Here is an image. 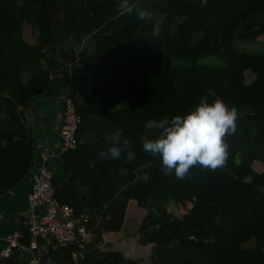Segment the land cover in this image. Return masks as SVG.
I'll use <instances>...</instances> for the list:
<instances>
[{"label": "trees", "instance_id": "obj_1", "mask_svg": "<svg viewBox=\"0 0 264 264\" xmlns=\"http://www.w3.org/2000/svg\"><path fill=\"white\" fill-rule=\"evenodd\" d=\"M117 4L0 0V195L33 163L25 110L82 61L68 83L81 117L78 145L58 156L53 186L60 203L90 214L92 237L49 246L38 264H140L100 247L105 231L121 229L129 199L145 210L137 234L151 244L153 264H264V0H138L149 20L121 14ZM25 23L37 29L35 43L25 40ZM204 96L239 112L226 137L227 165L194 167L182 180L165 175L160 158L143 151L142 138L153 136L145 124L182 115ZM115 136L132 147L102 158ZM19 228L26 246L27 227ZM21 253L15 248L0 264H29Z\"/></svg>", "mask_w": 264, "mask_h": 264}, {"label": "clouds", "instance_id": "obj_2", "mask_svg": "<svg viewBox=\"0 0 264 264\" xmlns=\"http://www.w3.org/2000/svg\"><path fill=\"white\" fill-rule=\"evenodd\" d=\"M121 14L136 12L140 20H149L152 13L138 7L133 0H118ZM239 112L222 99L208 102L201 98L194 109L161 119H149L145 127L153 134L145 135L143 151L159 157L165 175L175 174L177 179L189 176L194 167L216 170L227 165L229 144L226 137L236 132ZM112 144L100 156L110 160L120 159L132 147L128 138L112 137Z\"/></svg>", "mask_w": 264, "mask_h": 264}, {"label": "built area", "instance_id": "obj_3", "mask_svg": "<svg viewBox=\"0 0 264 264\" xmlns=\"http://www.w3.org/2000/svg\"><path fill=\"white\" fill-rule=\"evenodd\" d=\"M78 60V57L74 60ZM75 66L72 62L68 65L67 73L69 82L71 72ZM80 84L75 89L80 92ZM62 119L58 129L59 144L55 152L51 151L43 155L58 157L63 152L76 149L78 145L77 130L81 117L76 111L72 96L67 86L62 98ZM46 156V157H45ZM54 173L45 163L40 164L30 175L31 189L27 194V211L21 225L27 227L29 241L24 246L20 239L22 232L20 226L9 232L4 237V245L0 248V259L8 258L15 248L28 252L34 263H37L39 255L49 246L52 248L66 246L70 243L82 244L88 241L91 231L88 229L90 214H76L73 207L58 201L53 186Z\"/></svg>", "mask_w": 264, "mask_h": 264}, {"label": "crops", "instance_id": "obj_4", "mask_svg": "<svg viewBox=\"0 0 264 264\" xmlns=\"http://www.w3.org/2000/svg\"><path fill=\"white\" fill-rule=\"evenodd\" d=\"M68 83V73L67 75L63 73L56 74L52 78L49 87L36 96L25 110L27 131L35 140V153L33 163L26 175L13 188L0 195V248L4 245L5 235L20 226L25 217L27 211L26 196L31 189L30 175L32 171L43 163L49 166L52 163L54 168L58 166L59 160H54V163L50 162L57 157L45 156L44 159L43 155L54 151V148L58 147V129L63 111L62 98ZM116 232L122 235L123 229ZM148 245L151 247V244Z\"/></svg>", "mask_w": 264, "mask_h": 264}, {"label": "rangeland", "instance_id": "obj_5", "mask_svg": "<svg viewBox=\"0 0 264 264\" xmlns=\"http://www.w3.org/2000/svg\"><path fill=\"white\" fill-rule=\"evenodd\" d=\"M243 28H241L235 35L236 40L238 39V35L240 33V31ZM36 35H37V29L35 27H33L30 24L25 23L23 25V36L25 38L26 41H28L29 43H35L36 42ZM258 42H262V40L264 39V37L261 35L257 38ZM263 44V43H262ZM89 64L92 65L95 61H93L92 58H89ZM201 61H205L204 58ZM82 65V61L80 58H78V60L76 61H72V66H76V65ZM252 73L250 71H246V77L247 80L250 81L252 79ZM77 80L80 82V76L77 77ZM88 83L89 81L86 80ZM87 85L83 86V90L87 91ZM59 135V133H58ZM56 137V136H55ZM53 139V138H52ZM56 148H54V152H55ZM52 159V158H50ZM59 160V158H55L52 159V161ZM54 163V162H53ZM51 166H49L52 171L55 173L56 172V168H54V164L50 163ZM170 209L171 211L177 215L180 216L182 213V209L180 208H176L175 205L170 204ZM145 214V210L140 208L139 206H137L136 201L133 199H129L128 201V205L126 208V213H125V217H124V222L123 225L121 227V229H123V233L122 235H120L118 232L116 231H105L103 236H104V240L102 241L100 247L101 248H112V249H117L119 251H121L124 256L126 257V259H128V261L130 262H138L140 264H153L152 263V259H151V250L149 245H143L141 243H139L138 240V234H137V228L138 225L141 222L142 217ZM92 235V233H91ZM92 236H90L88 238V240L91 239ZM113 237V238H112ZM29 255L28 252L25 253H21L20 258H26V256ZM30 256V255H29ZM39 263V258L37 263H34L33 260L29 261V264H38ZM45 264H48V261H46Z\"/></svg>", "mask_w": 264, "mask_h": 264}]
</instances>
